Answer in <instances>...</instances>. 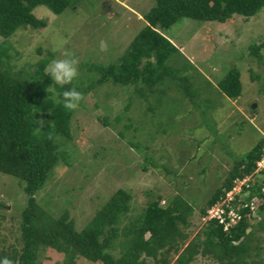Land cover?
<instances>
[{
  "label": "rangeland",
  "instance_id": "1",
  "mask_svg": "<svg viewBox=\"0 0 264 264\" xmlns=\"http://www.w3.org/2000/svg\"><path fill=\"white\" fill-rule=\"evenodd\" d=\"M153 5L154 0H77L61 15L40 6L33 14L47 21L46 29L19 28L4 46L14 72L47 57L44 49H51L55 58L71 51L80 60L74 81L85 99L72 113L71 138L58 135L54 139L60 158L35 194L39 208L53 219L67 210L80 231L114 192L123 189L131 200L119 229L127 231L148 203L160 198L165 207L181 198L192 212L186 224H178L188 238L176 253L171 251L170 264H174L182 248L204 228L208 218L201 210L221 187L233 162L264 142V47L260 60L248 54L250 46L264 44V7L248 20L234 15L222 24L181 18L164 31L180 53L170 63L180 70L187 68L182 75L188 78L185 85L191 89V98L174 83L143 90L141 99L133 86L94 87L99 69L114 63L127 49L144 25L142 16ZM61 41L62 48L58 47ZM38 47L44 48L41 53ZM233 66L240 72L242 86L235 100L217 88ZM50 117L38 115L37 119L52 125ZM261 169L257 166L252 175L237 180L232 198L247 197L255 183L253 176ZM22 185L18 178L0 172V246L8 249L22 246L21 213L27 206ZM259 202L253 198L249 204L255 227L248 243L264 259V232L258 226L264 213L256 209ZM122 240L120 232L112 251L115 256L120 254L117 243ZM254 250L248 261L259 259ZM145 261L152 264L150 259ZM37 264L69 263L62 254L42 248ZM74 264L99 263L76 258ZM190 264L217 262L197 254Z\"/></svg>",
  "mask_w": 264,
  "mask_h": 264
},
{
  "label": "trees",
  "instance_id": "2",
  "mask_svg": "<svg viewBox=\"0 0 264 264\" xmlns=\"http://www.w3.org/2000/svg\"><path fill=\"white\" fill-rule=\"evenodd\" d=\"M76 2L0 0V172L22 181L27 196V206L21 213L22 246L20 249L0 246V258L8 257L16 264H37L40 250L46 248L62 254L65 263L69 264H74L76 258L99 264H146L145 259L152 260V264H170L171 251L176 249V253L188 238L178 224H186L192 208L181 198L165 207L161 206L160 198L148 203L134 227L127 231L119 229L131 200V195L123 189L114 192L80 231L75 229L67 210L53 219L39 208L35 200V194L45 184L60 158L54 139L58 135L71 138L73 112L56 103L46 91L53 84L51 77L45 73L46 66L55 58L51 49L38 47V52L44 49L47 57L35 64L27 63L25 69L14 72L15 68L6 61L10 54L4 44L19 28L46 29L47 21L33 14L37 7L44 6L53 14L61 15ZM263 7L264 0H154V5L142 16L144 25L127 49L114 63L99 69L94 87L105 83L133 86L135 94L141 99L145 95L143 90L151 91L164 83H174L191 98V89L185 85L188 78L182 75L187 68L180 70L170 63L179 50L164 31L181 18L222 24L234 15L248 20ZM262 47L264 44L250 46L249 56L260 60ZM138 84H142L141 87L137 88ZM53 86L59 93L72 87L81 92L76 81L64 87ZM217 88L229 99H237L242 91L238 68H228L217 82ZM80 106H83L82 103ZM48 114L51 115L52 125L37 119L38 115L47 117ZM263 157L264 142H261L244 157L235 160L221 187L207 200L201 215L206 216L210 208L221 202L237 180L252 175L257 162ZM253 177L255 183L249 187L248 196L243 200L236 196L230 203L239 220L230 225L227 218L229 209L223 206L224 223H219L216 218L207 221L200 234L182 248L174 264H190L197 254L207 255L217 264H264L259 250H254L248 243L251 230L255 227L251 223L253 217L249 206L253 198L260 200L256 205L259 214L264 213V193L261 192L264 168ZM237 206L240 207L236 209ZM225 226L228 227L225 229ZM258 226L264 232V216ZM120 232L124 240L118 241L120 254L115 256L112 251ZM253 250L259 259L248 261Z\"/></svg>",
  "mask_w": 264,
  "mask_h": 264
},
{
  "label": "clouds",
  "instance_id": "3",
  "mask_svg": "<svg viewBox=\"0 0 264 264\" xmlns=\"http://www.w3.org/2000/svg\"><path fill=\"white\" fill-rule=\"evenodd\" d=\"M63 41L58 47L62 48ZM55 50V49H54ZM79 58L71 51H62V54L52 59L45 68V72L51 77L53 84L46 91L50 94V98L56 103L62 104L63 108L69 112L76 111L80 104L84 101L83 93L75 87L64 90L62 93L57 92L53 85L64 87L72 85L73 81L79 76ZM0 264H16L15 261L8 257L0 258Z\"/></svg>",
  "mask_w": 264,
  "mask_h": 264
},
{
  "label": "built area",
  "instance_id": "4",
  "mask_svg": "<svg viewBox=\"0 0 264 264\" xmlns=\"http://www.w3.org/2000/svg\"><path fill=\"white\" fill-rule=\"evenodd\" d=\"M264 162V157L259 161L257 162V166L259 168H264V165H262V163ZM243 180V179H242ZM240 184L241 181H239ZM236 184V182H235ZM235 186L232 188L231 191H229L228 193H226L224 199H222L221 202L217 203L215 206H213L212 208H210L208 211H207V215L206 216H203L204 218H208V221L213 219V218H216L219 223H224V214H225V207H228L227 209H229V211L227 212V218L229 219V224L232 225V224H235L238 220H239V215L237 214V212H235L234 210H232V208L230 207V203L234 200L235 196L232 198V195H230L234 190H235ZM220 203H223L222 205H220ZM251 203V202H250ZM220 205V207H218ZM246 205L244 204L243 207H245ZM218 208V209H214V208ZM221 209V213L219 214V211ZM252 210V208H250ZM235 213V215H234ZM225 229H226V226H225Z\"/></svg>",
  "mask_w": 264,
  "mask_h": 264
}]
</instances>
